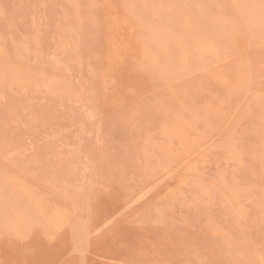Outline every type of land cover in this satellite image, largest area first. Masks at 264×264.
<instances>
[{
	"label": "rangeland",
	"instance_id": "374dc122",
	"mask_svg": "<svg viewBox=\"0 0 264 264\" xmlns=\"http://www.w3.org/2000/svg\"><path fill=\"white\" fill-rule=\"evenodd\" d=\"M246 1L0 0V230L58 237L31 256L2 239L0 261L83 241L80 264H260L264 39Z\"/></svg>",
	"mask_w": 264,
	"mask_h": 264
},
{
	"label": "snow or ice",
	"instance_id": "6c2138e0",
	"mask_svg": "<svg viewBox=\"0 0 264 264\" xmlns=\"http://www.w3.org/2000/svg\"><path fill=\"white\" fill-rule=\"evenodd\" d=\"M261 30L264 32V0H261ZM7 127V124H6ZM111 227V223L104 226V230H107ZM41 226L37 222L30 228H20V227H11L6 226L3 230H0V240L7 239L9 243L16 244L20 250L24 253L25 256H31L34 254L35 249L30 245L33 240V237L40 233L41 242H46L49 246L58 240V237L54 234H50L46 229L42 232L40 231ZM83 241L73 243L72 251L69 253L68 259L61 261H46L39 259H24L21 261L15 262H3L0 261V264H80L79 261L72 259L71 257L75 256L78 252H82ZM155 264H184L183 261L179 260H163L156 261ZM202 264H216L214 261L205 260L202 261ZM260 264H264V254L261 256Z\"/></svg>",
	"mask_w": 264,
	"mask_h": 264
},
{
	"label": "bare ground",
	"instance_id": "6f19581e",
	"mask_svg": "<svg viewBox=\"0 0 264 264\" xmlns=\"http://www.w3.org/2000/svg\"><path fill=\"white\" fill-rule=\"evenodd\" d=\"M237 1V4H238V0H236ZM249 0H247L246 1V3L248 2ZM246 3L244 2V4H245V8L244 9H242L241 8V10H245V9H247V10H249L250 11V13H249V11H248V13H249V15L248 14H245V13H247V10H246V12L245 13H243L242 11H241V13H243V14H245L246 16L248 15V18H246V16L244 15L243 17H245L247 20H245V18H244V20H245V24H246V26L248 27V30L251 32V34L253 35H255L256 34V36H259L260 37V39L262 38V39H264V32H262V30H261V8H260V3H261V0H251V1H249L248 2V4H250L251 5V7H249V8H247L248 6H246ZM239 5V4H238ZM240 5H241V3H240ZM242 6V5H241ZM238 7H240V6H238ZM258 38V37H257ZM5 184V183H4ZM18 188V187H17ZM19 189V188H18ZM2 196V195H1ZM43 219H45V217L43 218ZM47 219V218H46ZM48 221V220H47ZM50 221V220H49ZM155 221V220H154ZM45 222H46V220H45ZM47 223V222H46ZM50 223V222H49ZM50 225H52V224H50ZM81 225V224H80ZM53 226H54V224H53ZM82 230H85V229H82ZM87 230V229H86ZM80 233V232H79ZM84 233V232H83ZM143 241V240H142ZM146 241V240H145ZM147 253V252H146ZM198 261V260H197ZM125 264V263H124Z\"/></svg>",
	"mask_w": 264,
	"mask_h": 264
}]
</instances>
